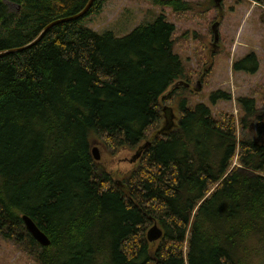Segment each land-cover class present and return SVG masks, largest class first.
Instances as JSON below:
<instances>
[{
  "label": "trees",
  "instance_id": "16d2710c",
  "mask_svg": "<svg viewBox=\"0 0 264 264\" xmlns=\"http://www.w3.org/2000/svg\"><path fill=\"white\" fill-rule=\"evenodd\" d=\"M89 2L0 0V54ZM106 2L0 56V237L39 264H264V108L239 98L237 119L192 101L176 26L164 15L123 37L84 26ZM233 69L254 75L260 62L251 53ZM179 81L189 87H173ZM207 99L214 107L232 97L219 90ZM170 104L181 116L161 135ZM145 141L126 173L98 168L96 142L119 154ZM24 216L50 246L28 233ZM155 225L163 236L150 243Z\"/></svg>",
  "mask_w": 264,
  "mask_h": 264
},
{
  "label": "rangeland",
  "instance_id": "374dc122",
  "mask_svg": "<svg viewBox=\"0 0 264 264\" xmlns=\"http://www.w3.org/2000/svg\"><path fill=\"white\" fill-rule=\"evenodd\" d=\"M183 1L192 4L190 11L175 12L170 7H160L155 0H107L100 14L85 18L82 24L100 34L110 31L123 37L138 26L150 24L158 16L164 15L176 26L175 52L191 69V81L188 82L192 90H195L192 101H205L216 114L229 113L237 119L241 114L239 98H254L258 108L263 109L264 8L252 0H221V7L218 0ZM15 9V6H10L11 11ZM215 23L220 24L219 42L216 46L212 31ZM251 53H255L259 59V71L254 75L234 71V63ZM219 90L230 94L232 99L220 100L213 107L211 100L206 101V97ZM168 106L176 116L172 131L177 127L181 115L175 104ZM164 125L165 113L159 134ZM154 131L150 132L149 137ZM95 144L100 149L97 164L101 171L113 174L116 167H121L120 173H126L132 167L135 155L132 150L124 149L127 151L116 154L105 149L100 142ZM116 178L120 180L119 177ZM24 247L0 237V264H39Z\"/></svg>",
  "mask_w": 264,
  "mask_h": 264
},
{
  "label": "water",
  "instance_id": "95a60500",
  "mask_svg": "<svg viewBox=\"0 0 264 264\" xmlns=\"http://www.w3.org/2000/svg\"><path fill=\"white\" fill-rule=\"evenodd\" d=\"M95 0H90V2L88 3L87 7L78 15H75L73 17L67 18V19H63V20H59L57 22L51 23L48 27L45 28V30L41 33V35L31 44H29L28 46L22 48V49H17V50H11V51H7L4 53H1L0 56H5L11 53H17V52H21L23 50H26L28 48H31L32 46L36 45L44 36L45 34L55 25L63 23V22H69V21H78L83 19L90 11L92 5L94 4ZM219 3V7H221V0H218ZM219 23H215L213 25V33H214V46H216V44L219 42V33H218V28H219ZM173 87H189V84L184 82V81H179L177 82ZM176 118V116L173 113L172 109H165V124H166V130L171 129V127L173 126V120ZM165 131V130H163ZM149 146H151V143H147L144 147H141L139 149V151H136L135 155H138L135 157V159L132 161L136 162L141 155L143 154L144 150L147 149ZM93 155L95 158V161H99L100 160V156H99V150L98 148H94L93 150ZM134 155V156H135ZM23 220L25 222V226L26 229L28 230V232L31 234V236L42 246L47 247L51 245V241L48 238V236L35 224V222L28 216H24ZM163 236V232L162 230L157 226H153L151 229H149L148 233H147V239L150 243L153 242H157L159 241Z\"/></svg>",
  "mask_w": 264,
  "mask_h": 264
},
{
  "label": "bare ground",
  "instance_id": "6f19581e",
  "mask_svg": "<svg viewBox=\"0 0 264 264\" xmlns=\"http://www.w3.org/2000/svg\"><path fill=\"white\" fill-rule=\"evenodd\" d=\"M9 5H10V6H14V5L11 4V3H10ZM17 10L19 11V10H20V7H18ZM40 35H41V34H40ZM40 35H39V36H40ZM165 109H170V108H169V106H165V107L163 108V113H165ZM172 127H174V124H173ZM172 127H171V129H172ZM163 128H164L163 130H165V131L162 130V131L160 132V134L165 135V134H168V133L171 132V131H170L171 129L166 130V124L164 125ZM148 142L151 143L150 141H145V142H143V143L139 146V149H140L141 147H144ZM149 147H150V146H149ZM149 147H148V148H149ZM148 148H147V149H148ZM139 149H137V151H139ZM147 149H145L144 152H145ZM144 152H143V153H144Z\"/></svg>",
  "mask_w": 264,
  "mask_h": 264
},
{
  "label": "flooded vegetation",
  "instance_id": "af4514ba",
  "mask_svg": "<svg viewBox=\"0 0 264 264\" xmlns=\"http://www.w3.org/2000/svg\"><path fill=\"white\" fill-rule=\"evenodd\" d=\"M136 156H138V155H135V156L133 157V160L135 159Z\"/></svg>",
  "mask_w": 264,
  "mask_h": 264
}]
</instances>
